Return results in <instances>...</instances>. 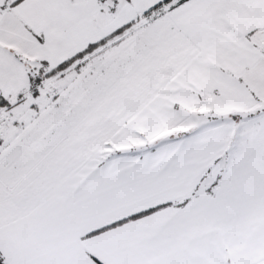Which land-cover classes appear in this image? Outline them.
I'll list each match as a JSON object with an SVG mask.
<instances>
[{
    "label": "snow or ice",
    "instance_id": "1",
    "mask_svg": "<svg viewBox=\"0 0 264 264\" xmlns=\"http://www.w3.org/2000/svg\"><path fill=\"white\" fill-rule=\"evenodd\" d=\"M0 264H264V0H0Z\"/></svg>",
    "mask_w": 264,
    "mask_h": 264
}]
</instances>
